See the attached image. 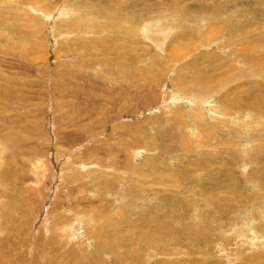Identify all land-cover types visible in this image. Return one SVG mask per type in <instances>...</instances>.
Returning <instances> with one entry per match:
<instances>
[{"label": "rangeland", "instance_id": "374dc122", "mask_svg": "<svg viewBox=\"0 0 264 264\" xmlns=\"http://www.w3.org/2000/svg\"><path fill=\"white\" fill-rule=\"evenodd\" d=\"M11 1L12 0H0V44L2 45L7 42L6 40H9L10 33L13 35L14 41L17 43H15L16 45L14 46L15 51L12 55V61L9 62L7 60L5 62H0V264H127L132 261L128 251L123 249H119L122 251L121 253L118 249H116V253L115 251L113 253L110 252L109 249L107 251V245L105 247L101 239L97 238L98 235H87L84 227L88 224L81 223L83 227L77 228L76 232H73V234H64L62 232V236L60 235V229L62 231L64 228L63 226H66L64 223L74 222L73 218L75 215L74 212H72L69 199L74 196L81 198L86 194L85 192H87L86 190L89 187L77 188L78 191H74L71 195L68 188L65 190L62 189L64 188V184L74 179L76 174L83 173L80 170V166L76 167L75 163L83 160V162H87L92 159L95 161L98 158L103 157V159L109 161V164H116L114 163V159L117 157L120 158V160L123 158V160H121L122 163H117L115 165L119 168L113 167L111 169L109 168L110 170L107 169V172L105 173L106 175H99V172H93L94 175L88 177L84 182H88L92 179L93 181H90V183H93L92 185L97 187L95 176H98V180L106 179L111 181L113 178L116 179L115 176H119L122 169L125 167H131L130 169H132L134 166L136 168L132 171L133 174L130 170H127L128 173L126 176H137L136 174L147 170V173H155L160 175V177L166 178L162 175L165 174L163 173L164 167L168 166L170 168L168 171L171 172V170H173L175 173H179L186 169L184 172L191 173V177L202 179V184L205 185L209 174L206 175V169L200 171L194 170L193 164L194 162L207 164V157L203 154L197 153V158H195L193 152L196 153L195 151L199 149H197L195 144H187V149L189 147L190 150L182 153V157L179 158V161L174 163L171 158H169L171 154L170 152L165 155V159L158 156L159 152L157 153V149L153 145L157 133H161V130L164 129L168 130L166 132L167 136L165 133L166 138H163L162 141L164 142L166 140L165 142L169 144L168 146L178 147L179 141L177 142L178 138H176V134H180V132L176 129V124L174 122L169 121L168 124L165 123V125L161 122L158 124L156 122L159 118L168 117L165 112L169 111L168 114L170 115V112L182 109L179 106L174 107V105H169L168 108L163 107L164 105H167L169 96L174 94L170 93V91L174 88L173 79L180 74L178 71L184 72L185 70L184 73L186 74L189 72L190 76L197 75L199 77L200 75V77H203V74L199 73L198 75L197 72L191 73L190 70L191 68L198 67L197 65L204 66V64L209 63L216 66L217 64L219 66L230 64L231 69H237L240 67H247L248 70H250L251 67L254 70L263 69L262 65L257 61L254 62V60H252L255 53L253 54L250 49L257 48L258 50H263L262 47H264V41H262L264 40V14H261L262 16L260 14H253V12H258V10L264 6V4H262L264 3V0H251V3L259 2V4L254 8L252 13L249 12L241 15L235 12L232 7L238 5L242 11H250L249 7L245 5L246 0H139L140 5H136V0H40L51 3L61 1L51 14L53 21H46L45 19L37 18L34 19L35 16L33 13L31 14L29 7L27 6V2L30 0ZM18 1L20 3H18ZM75 1H78L79 3L84 2V9L81 8L78 11L70 10V4L75 3ZM142 1H144V4ZM236 1L240 2L235 3ZM93 2H103L105 6H98V8L96 7L93 9L89 8ZM165 2L171 4L166 6ZM216 2H219L220 5L229 6V8L223 12L218 9L210 15L209 9H212V6ZM110 5L113 7H110ZM148 5H152L154 9H152L151 12L155 14L158 13L159 16H163L164 14L167 15V12L171 11L173 14L181 16L186 14L187 16H191L193 12H201L207 17L210 16L209 18H211V20L213 17H217V20L213 21L214 23L211 22L208 25L216 29L229 27V30H232H230L231 34H234L231 36L230 34L227 35L230 37L233 36L231 40L234 43H231L230 40L232 45L230 46L233 48L232 51L235 52L236 49V51H239V54L244 56L247 55L248 59L246 61L244 60L245 62L243 61V63V58H241V61L236 64L233 62V57L230 56V51L227 50L228 48L226 49L225 47L224 49L226 50L221 52L219 49L221 48V45L223 44L222 41H224L225 37H223L222 41H218L219 44L217 41L211 42L209 45H205L204 43L200 44V42H194L193 44V42L187 40L186 37L180 39V35H178L180 33L178 30H173L168 37V42L163 45L164 50L158 51V49L152 45V42L149 43L148 38L144 35H142L143 37H139L140 35H138V39L136 35L132 37V35L130 36L127 34V36L118 31L116 32V30L112 28L114 21L109 20V17L117 15L128 8L136 9L138 12L144 14L143 17L146 16V14H149L150 16L151 12L149 10H144V8L147 9L146 7H148ZM20 6L22 7L21 9ZM170 6L173 7L172 10V7L169 9ZM213 8L216 7L214 6ZM61 10H63V13L58 15V12ZM84 10H88L91 14L85 16ZM24 12L29 17H24L26 16ZM68 12H70V14ZM115 12L117 14H114ZM11 13L12 15H10ZM82 13L84 14V20L82 19L83 21L81 20V23H89L87 21H92L91 23H93L94 20H92V18L96 19V17H99L101 22H105L106 25L108 24L106 28L108 30H114L115 34L109 30L83 36L70 34L67 37H64L65 31L70 28H67V21L70 20L71 15L75 18L79 17L78 19H80ZM123 15H130L132 23H136L138 20V15H132L130 12H124ZM146 18H143L144 22H147V20L150 21V19ZM175 19L176 21H179L178 18ZM175 19L173 18L169 21H174ZM43 21L46 25L43 24ZM57 21H62L60 26H58ZM237 21L239 25H237ZM7 22L10 24H7ZM29 22L32 24L28 27L27 25H30L28 24ZM222 22H225L226 25L223 26L221 24ZM143 24L144 23H141V25ZM234 24H236V26ZM201 27L203 28V26ZM9 28H11V30H9ZM234 28H236L235 32ZM209 32L210 31L206 33L207 38ZM202 33L204 34L205 32ZM245 36L248 37L245 38ZM253 36H260L263 37V39L259 40L260 38L258 39V37L254 39ZM33 37L34 40L32 39ZM75 37L78 42L74 39ZM150 37H154L155 40L160 38L157 34H151ZM122 38H130L129 40L141 49L143 56L142 60L136 64V69L140 71V69L144 68V64L147 66L149 65L152 69H155V74L152 76L153 80L150 79L144 81L143 73L142 79L139 81V83H143L142 88L138 90L135 95L124 93L126 87L124 89H121L120 87L122 93L109 94L104 92L105 94H102L99 87L100 84L97 82L102 79L100 76L104 75V79L110 81L111 77H109V74L118 69L120 64H117L118 61H110L108 62V66L100 64L105 66L104 71L106 75L103 74V67L98 66L97 69H100L101 72L100 75L95 76L92 75L93 71H95L94 67L87 68L83 66L79 62V57L86 53L90 54L88 56H93L94 53H98L97 51H99L98 49L100 48L107 49L111 53L113 51H119L120 49L121 52H123V54L117 56L120 60L126 56H133V51H128L126 47L124 48L122 46ZM84 40H88V42ZM89 40L92 42L90 43ZM241 41L243 43H241ZM259 43L263 44L260 45ZM231 47L229 49H231ZM125 50H127L126 53L124 52ZM176 55H178V60L174 58ZM105 56L106 55L98 54L94 60ZM23 57L26 58L24 59ZM173 60L176 62L172 67L174 63ZM78 71L80 72L78 73ZM81 73H83V75ZM212 74H214V72H212ZM258 74H260V72ZM80 76L82 78H80ZM222 80V78L219 80L220 83ZM262 80H264L263 75H252L250 77L241 78L240 80L230 81L229 85L224 87V93L227 92L226 90H229L228 102H230V104H234V101L238 102V97L237 99H234V97L240 92L242 93L249 83L253 84L254 82H258L263 86H253L252 90H263L262 93L264 95V82H261ZM193 98L196 100L195 97ZM216 99L218 101H214L212 104H219L218 97ZM255 99L257 100V110L261 109L260 113L255 112L250 119L249 117H244L242 114L241 119L237 121L236 124L234 120H231L229 124H226L224 119H222L225 122H223V125L221 122L217 123L218 129L222 131V133L224 132L222 137L224 145L219 144L218 149H225L213 151L216 154L223 155L224 159L217 164L213 163L212 168L214 167V171H212V175L214 173V175L218 174L220 166L222 173H225V169H228L226 160H228L229 157L226 149H234L236 147L238 149L243 148L242 144L245 143L244 138L241 137L239 139L240 144L235 146L237 143L232 141L234 137L244 136L247 135L246 133H251L252 139H254V142L251 143L253 144L252 147L258 148L260 152L264 151V98L256 97ZM177 104H179V102L176 103V105ZM189 106L190 104L188 105L185 103V107H182L187 109ZM206 108H208L207 104ZM206 108L204 107V110ZM249 109L251 108H248V110ZM248 110L246 111L247 114H251L250 110L249 112ZM160 127L162 128L159 129ZM167 127H169V129H167ZM171 134L174 136L172 138L175 139L171 138ZM161 136L164 135L162 134ZM180 137L182 138V134L181 136L179 135V138ZM119 141L126 144L127 148H135L139 145L142 150L136 149V155L127 154L128 149L121 148L118 143ZM137 141L139 142L136 143ZM107 148H110L109 151H111L109 152V155H107ZM118 149H120V151H118ZM207 149L212 151L211 147H207ZM131 150L132 149L129 151L131 152ZM137 150H140V152H137ZM98 152H101L102 155H98ZM113 154H115L116 157ZM124 156H126L127 159L124 158ZM129 157L132 158L128 160ZM124 159L126 160L124 161ZM131 159L134 160L136 165L134 162H131ZM166 159L169 160L167 161ZM166 162H171L173 164L168 165ZM124 163L126 165H124ZM121 164L124 165H122L124 168L119 166ZM151 165H155L156 167L152 168L150 167ZM120 167L122 168L120 169ZM245 170L246 169H243V167L236 169V176L238 178H235L234 182L239 188L248 190V188L251 187V184L248 181L250 176L249 174L244 173ZM57 172L62 173L58 174ZM222 173L220 177L224 178V174ZM146 175H144L146 178L140 177L137 180L138 182L134 183L137 190H141L147 194H155L158 197L163 195L165 191L169 190L168 194L178 195L175 197L177 201H179L183 195V193L177 190L175 182L172 183V181L167 179L168 182L166 185L161 182L162 180H159L158 183L154 185L153 181H150V177L148 178V174ZM176 175L186 178L190 177L184 176L183 174ZM59 176L61 177L59 178ZM57 178H59V180ZM168 178L172 177L168 176ZM127 183L130 184V181H124L123 184L127 185ZM111 185L115 186L114 183ZM59 187L63 191L59 190ZM100 188L105 190L106 186L100 185ZM195 188L198 189V185ZM121 190L122 189H118L119 192ZM255 190L257 192L259 191L258 193L261 194L260 189L256 188ZM75 192L78 193L75 194ZM218 195L220 196L221 193H218ZM222 196L227 195H221V197ZM94 197L93 204H88L90 202L83 200V204L78 206L80 210H84V214H82L83 216L80 217L81 220H86L88 216L93 215L92 223H102L107 216H113L112 214L116 211L118 203L113 199L114 197L106 196V198H104L101 196L100 201V197ZM197 197L194 196L192 198ZM212 198L215 199L216 197ZM255 201L260 202L256 199ZM203 203L204 199L200 197L199 200H197V204L200 206L199 209L204 207ZM67 204H69V206ZM254 204L255 203L252 205L253 211L259 207L258 205L256 207ZM101 207H103L106 212H101ZM216 207L208 208V211H210L209 214L213 213L215 218L217 217L215 211ZM243 207L240 206L241 215H245L246 212L249 211L248 206H245L246 208ZM258 209L260 211L256 210L255 214H261V212H263L261 207ZM95 215L102 216L100 219H95ZM209 216L213 217V215ZM53 221H59L60 223H53ZM263 221L264 214L255 216L254 219H252L251 225L261 227L260 225ZM248 226L250 227V224H247L244 227L241 224L240 226H234V229L228 230V228L231 227H221L216 229L217 226L210 223L209 226H207L208 240L206 241L207 244L205 243L204 248H199L197 245H194V247L191 248V253H186L187 251H185V249L183 250L181 247L176 246L178 249L173 250V255L171 252L168 253V250L166 249L167 247L170 249V245L166 246L163 250H156L155 254H149L148 257L146 254L141 255V261L146 256L147 258L145 259H150L149 262L151 264H154L153 261L155 259L163 260L164 264H242L247 261H244L245 259L233 260L234 257L236 258L239 256V252L242 251L240 249L243 248L247 250L250 247V252H253L255 256L264 253V248L258 246V248H255V244L252 245V242L256 240L255 237L254 239H248V242L244 241L247 237L245 234ZM53 228H55V230H53ZM216 231H219L223 237L231 239L230 243L224 246L222 245L223 243L217 242L216 237L220 234L216 233ZM238 232H240L239 237L237 236ZM103 233L106 234L107 232L105 231ZM248 234L250 235L249 238H253L252 232H248ZM109 235L111 234H106V236ZM86 236L90 237L88 238ZM194 238H192V240H194ZM260 238L264 241V237ZM107 243L112 247L111 244L113 243L111 240L107 241ZM245 244L246 246H244ZM96 247L100 249H97ZM113 248H115L114 244ZM81 249L83 250L80 252ZM84 249L87 251H84ZM124 254L126 255L127 263L125 262L126 258L123 257ZM228 254L230 256H228ZM245 254L247 255V252ZM78 255L79 257H77ZM133 256H135V254ZM244 256L245 255L242 257ZM146 261L147 264H150L148 260ZM137 264H141V262Z\"/></svg>", "mask_w": 264, "mask_h": 264}, {"label": "bare ground", "instance_id": "6f19581e", "mask_svg": "<svg viewBox=\"0 0 264 264\" xmlns=\"http://www.w3.org/2000/svg\"><path fill=\"white\" fill-rule=\"evenodd\" d=\"M13 1H17V0H12L11 2H13ZM143 2L144 1H142V3ZM238 2H240V1H236L235 3H238ZM3 3H5V2H3ZM18 3H20V2L18 1ZM60 3H61V1L60 2L55 1V2L51 3V2L40 1V0H30L29 2H27V6L29 7L31 14L33 13V15L35 16L34 19L37 18V19H45L46 21H53V18H51V14L54 11L55 7L57 5H59ZM109 3H111V2H109ZM129 3H131V2H129ZM135 3H136V5H140L139 0H136ZM120 4H121V2H120ZM168 4H169V2H165L166 6H168ZM258 4H259V2L251 3V0L250 1L246 0L245 5L247 7H249L250 11H245V10L242 11V9H240V6H238V5H236L234 7L231 6V7L234 9L235 12H237L238 14L241 15V14H246L249 12L252 13L254 11V8ZM262 4H264V3H262ZM83 6H84V2L79 3L78 1L77 2L75 1V3L70 4L69 9L74 10V11H78L81 8H83ZM98 6H105V4L103 2H100V3H94L93 2L89 8H92V9L96 8V7L98 8ZM111 6L112 5H110V7ZM214 6L216 8H213ZM171 7L172 6H170L169 9ZM21 8L22 7L20 6V9ZM104 8H107V7H104ZM146 8L147 9L144 8V10H149L150 12L152 11V9H154L152 5H148V7H146ZM163 8H164V5H163ZM227 8H229V6L220 5L219 2H216L212 6V9H209L210 10L209 14L211 15L212 13L216 12L218 9L222 10V12L226 11ZM111 9H113V8H111ZM167 9H168V7H167ZM172 9H173V7L171 8V10ZM201 11H203V10H201ZM84 12H85L84 13L85 16L91 14V12H89L88 10H84ZM124 12H127V13L130 12L132 15H138L137 22L132 23L131 22V16L130 15H127V16L123 15ZM62 13H63V10L59 11L58 15H61ZM68 13L70 14V12H68ZM101 13H102V11H101ZM111 13H113V12H111ZM145 13H147V12H145ZM73 14H76V13H73ZM84 14L82 13V16L80 19H78L79 17L75 18L73 15H71L70 20L67 21V28H69V27L70 28L65 31L64 37L65 36L67 37L70 34H72V35L76 34V35H82L83 36V35H90L93 33H99L101 31H109L110 30V29L108 30L106 28V26L108 24L106 25L105 22L104 23L101 22L99 17H96V19L92 18V20H94L93 23H91L92 21H87L90 24L86 23V22L81 23L80 21L82 19L84 20ZM114 14H117V13L115 12ZM253 14H256V15L262 14L263 15L264 14V6H262V8L260 10H258V12H253ZM10 15H12V13ZM25 15H26V13H25ZM143 15L144 14L138 12L134 8H128L127 10L125 9V11L123 10V12L118 13L117 15H113V16L109 17L108 19L111 21H114L112 28H114L116 30V32L118 31V32L123 33L125 35L129 34L130 36L132 35V37L135 35L137 37H138V35H140L139 37L144 35L146 38H148L149 43L152 42V45L155 46V48L158 49V51L164 50L163 45H164V43L168 42V39H169L168 37L171 35L172 31L178 30V32L180 33V34H178V35H180L179 36L180 39L186 37V39L192 41L193 44H194V42H200V44L204 43L205 45H209V44H211V42H214V41H217V43H218L219 40L222 41L223 37H225L224 41H222L223 44L221 45V48L219 49L221 52H224L228 48L227 50L230 51L229 52L230 56L233 57L232 58L233 62L236 64H238V62L241 61V58H243L242 62L244 60L246 61L248 59L247 55L244 56V55L239 54V51H236V49H235V52L232 51L233 48L231 47L232 46L231 43H234V42L231 40V38L233 36L232 37H230V36L234 35V34H231V32H230L231 29L229 30V27H222V28L216 29V28H213L212 26L208 25L211 22L217 20V17H213L211 20V18H209L210 16L207 17L204 14H202L201 12H199V13L193 12V14L191 16H187V14L181 16V15H175L171 11L167 12V15L164 14L163 15L164 17H163L162 15L159 16L158 13L155 14V13L151 12L150 16H149V14H146V16H144L145 18L147 17L148 19H150V21L147 20V22H144L143 21V18H144ZM20 16H22V15H20ZM24 17H29V16L26 15ZM122 17H124V18H122ZM173 18L174 19L178 18L179 21H176V19L174 21H169V20H172ZM146 19H144V20H146ZM85 20H86V18H85ZM11 22H12V20H11ZM96 22H98V23H96ZM8 23L9 22H7V24ZM61 23H62V21H59L58 26H60ZM141 23H144V24L141 25ZM236 23H237V25H239L238 21ZM28 24H30V22ZM31 24L27 25V26L29 27V26H31ZM43 24H45L44 21H43ZM221 24L223 26L226 25L225 22H222ZM234 25L236 26V24H234ZM42 26H44V25H42ZM201 26H203V28ZM235 29L236 28H234V32H235ZM9 30H11V28H9ZM110 31L115 34L114 30H110ZM208 31H210V32H209L208 38H207L206 33ZM202 32H205V33L203 34ZM151 34H157L160 36V38L155 40L154 37L153 38L150 37ZM174 34H175V32H174ZM229 34H230V36H227ZM211 35H213V36H211ZM9 36H10L9 40H6L7 41L6 43H4L2 45L0 44V47H1L0 48V62H5L7 60L9 62L12 61V55L14 54V51H15L14 46L17 43L14 41L13 35H11V33ZM17 36H18V34H17ZM219 36H220V38H219ZM260 36L259 37L256 36V37H258V39L260 38L259 40H262L263 37H260ZM139 37H138V39H139ZM229 37H230V39H229ZM246 37H248V36H245V38ZM253 37H254V39L256 38L255 36H253ZM22 38H23V36H22ZM32 39L34 40V37ZM74 39L76 40L77 38L75 37ZM129 39L122 38L121 42H123L122 46L124 48L126 47L128 51H133V53H134L133 56H126L120 60L117 57L118 55L123 54V52H121L120 49H119V51H113L111 53L107 49L96 48L99 50V51H97L98 52L97 54L94 53L93 56L92 55L88 56L90 54L86 53L85 55H81L79 57V59H80L79 62L83 66H85L87 68L94 67L95 71H93L92 75H95V76L100 75V72H101L100 69H97L98 66L103 67V70H102L103 74L106 75L104 68H105V66L109 65L108 62L118 61L117 64H120L118 69L112 71L109 74V77H111L110 81L109 80L106 81V79H104L105 78L104 75L100 76V78H102V79H100V81L98 80L97 82L100 84L99 87H100V90L102 91V94H105L104 92H107L109 94L122 93L121 89H124L126 87V90L124 91V93L135 95L136 92L142 88L143 83H139V81L142 79L143 73H144V77H143L144 81L150 80V79L153 80L152 76L155 74V69H152V67H150L149 65L147 66L146 64H144V68L140 69V71L136 69V64L142 60L143 55H142L141 49L139 47H137V45ZM166 39H167V41H166ZM230 40H231V43H230ZM84 41L88 42V40H84ZM262 41H264V40H262ZM89 42H90V40H89ZM138 42H140V41H138ZM241 43H243V42L241 41ZM263 43H261V44H263ZM105 45H106V43H105ZM225 47H226V49H224ZM230 47H231V49H229ZM119 48H120V46H119ZM218 48H219V46H218ZM262 48H263V50H260V49L258 50L257 48H251L250 49L253 54L255 53L253 57L251 56L252 60H254V62L257 61L260 65H262V67H263L262 70H254L252 67L250 70H248L247 67L246 68L240 67L237 69H231L230 64H228L226 66H223V65L219 66L217 64V66H216L214 64L209 63V64H204V66L203 65L202 66L197 65L198 67L191 68V70H190L191 73L197 72L198 75H199V73L203 74V77H200V75H199V77L197 75L190 76V73L188 72L185 74L184 73L185 70H184V72L178 71L180 74H178L179 76L176 77L177 80H176V78L173 79L174 88L171 89L170 93H174V94H171L169 96L168 101H167V105H164L163 107L168 108L169 105H174V107L179 106L182 109L170 112L171 113L170 115L168 114L169 111L165 112V114L168 117L167 118H164V117L159 118V120H157L156 123L158 124L159 122H161L163 125H165V123L168 124L169 121L174 122L176 124V129L178 130V132H180V134H176L177 135L176 138H178L177 142L179 141L178 142L179 146L178 147L168 146L169 144L165 142L166 140L164 142L162 141L163 138H166L165 133L168 131L165 129L161 130V133H157L156 138H154L153 145L157 149V153L159 152V154H160V155L158 154V156H160L162 159H165V155L168 152H170L171 154H170L169 158H171L172 162L174 163L176 161H179V158L182 157L181 156L182 153H184L186 151L188 152L190 150L189 147L187 149V146H186L187 144H189V143L195 144L197 149L199 148L197 151H195L196 153L193 152V155H195V158H197L196 157L197 153L203 154L207 157V164L208 165L205 163H201V162H197V163L194 162V164H193L194 170L200 171L202 169H206L205 170L206 175L209 174V177L207 178V183H205V185L202 184V179L191 177V175H192L191 173L184 172L186 169H184V171H180L179 173H175L173 170H171V172L168 171L170 169L168 166H165L163 169V173H165V174H163L162 176H165L166 178L160 177V175L155 174L154 172H153L154 174L147 173V170L145 172L136 174L137 176L129 177V175L126 176V174L128 173L127 170H130V172L132 173V171L136 167L134 166L132 169H130L131 167L130 168H128V167L124 168L123 166L126 165L124 163V165L121 164L119 166L123 165L122 167L126 170L122 169L120 175L115 176L116 179L113 178L111 181L106 180V179L98 180V178H97L98 176H95V179L97 182V187H95L92 185L93 183L92 184L90 183V181H93L92 179L89 180L88 182H84V181L86 179H88V177L93 176L94 175L93 172H95V173L99 172L100 173L99 175H101V174L106 175L105 174L107 172L106 170L109 168L111 169L113 167L117 168L118 166H115V165L117 163L118 164L122 163L121 160H123V158L120 160V158H117L115 156V154H113L116 157L115 158L116 160L114 159V163H116V164H109L108 163L109 161L103 159V157H100L98 159L96 158L97 160H95V161H93V159H92V160L87 161V162H83L84 160L77 162V163H75L76 167L80 166V170L83 173L78 174V175L76 174V177L74 179L70 180L68 183L64 184V188H62V189L65 190L66 188H68L71 195H72L73 192L77 190V188L88 187V186L89 187L86 190L87 192L84 191L86 194H84L81 198H78L74 195H73L74 197H72L70 199L68 198L70 200V204H71L70 206L72 208V212H74V215H75V217L73 218L74 222L64 223L66 226H63L64 228L62 229V231L60 229V235L62 236L63 233L64 234H67V233L73 234V232H76L77 228L83 227L82 224H88L86 226L84 225L85 226L84 228L86 229L87 235H90V236H92V234L98 235L97 238L101 239V241L105 245V247L107 245V247H108V248L106 247L107 251H108V249L112 253L114 251L116 253V249H118V250L123 249V250L128 251L129 255L131 256L132 261L127 263L126 262L127 258H126V255L124 254L123 257L126 258V259L125 258L124 259H125V262L127 264H137L140 262H141V264H147L146 260H148V262H149L150 259H145V258H147L149 254H155L156 250H163L166 246H170V245H171L170 249H168V247L166 249L168 250V253L171 252V254H173L174 249H178L176 246L181 247L183 250L185 249V251H187L186 253H191V251H192L191 248H193L194 245H197L199 248H204L205 243L208 240V237H207L208 227L207 226H209L210 223L217 226L216 229H219L221 227H231V228H228V230L234 229V226H236V225L240 226L242 224L244 227L245 225L250 224V227L248 226V228L246 229L245 235L247 237H246V239H244V241L248 242V239H254V237H255L256 240H254V241L252 240L253 241L252 245L255 244V248H258V247L264 248V241L260 238V237H264V221L262 223L259 222V223H261V225H260L261 227H256V226L251 225L252 219H254L255 216H260V215L264 214V181H263V177H264V151L260 152V150L258 148L252 147L253 144H251V143L254 142V139H252L251 133H246L247 135L234 137L232 139L233 142L237 143L235 145V146H237L240 144L239 139L241 137H243L245 140V143L242 144L243 148L238 149L236 147L234 149H231V148L226 149L227 155L229 157V159L226 160V165H228L227 166L228 169H225V173L224 172L222 173V171H221L222 169L220 166L218 169V174L214 175L215 174L214 173L213 174L214 176L212 175V171H214V169H213L214 167L212 168L213 163L217 164L222 159H224L223 155L216 154L213 151L219 150V149H225V148H219L218 149L219 144L224 143V142H222V139H223L222 137L224 135V132L222 133V131H220L218 129L217 123L221 122V124L223 125L224 121L222 119H224L226 124H229L231 120L232 121L234 120V122L236 124V122L241 119L242 114L244 115V117H249V119H250V118H252V115L255 112H257V113L261 112V109L257 110V106H256L257 100L255 98L256 97L264 98V95L262 93L263 90H257V91L252 90L253 89L252 87L253 86L260 87V86H263L262 84H259L258 82H254L253 84L249 83V85L244 88V91H242V93L240 92L239 94H237V96L234 97V99H237V97H238V100H237L238 102L234 101V104L237 103L236 105L230 104V102H228L229 101V98H228V91L229 90H226L227 92L224 93V87L228 86L230 81L240 80L241 78H244V77H250L252 75L253 76L263 75V77H264V47H262ZM183 49H185V48H183ZM127 50H125L124 52L126 53ZM98 54H102V55H106V56L105 57H99L100 59L94 60V59H96ZM15 55H16V53H15ZM87 57H89V58H87ZM177 57H178V55H176L174 58H176V60H178ZM175 62L176 61H174L173 65L171 64L172 67L174 66ZM100 64H104L105 66L100 65ZM117 64H115V65H117ZM23 66H25V65H23ZM229 66H230L231 70L229 69ZM183 67H185V66H183ZM79 72L80 71H78V73ZM175 72H177V71H175ZM212 72H214V74H212ZM259 72H260V74H258ZM158 73H160V72H158ZM81 74L83 75V73H81ZM80 78H82V77L80 76ZM221 78L223 80L220 83L219 80ZM170 80H171V78H170ZM112 81H115V82H112ZM102 82H105V83H102ZM261 82H264V80H262ZM120 87H121V89H120ZM216 96L219 99V104L217 103L216 105H214L212 103H214V101H218L216 99L217 98ZM193 97H195L196 100ZM257 99H259V98H257ZM178 102H179V104L176 105V103H178ZM185 103H187L188 105L190 104V106L187 109L183 108V107H185ZM101 104H99V105H101ZM206 104L208 105V108H206ZM204 107L206 108L205 110H204ZM160 108L163 109L162 107H160ZM248 108H251V109H249L251 114H247L246 111L248 110ZM157 109H159V108H157ZM249 110H248V112H249ZM223 117H226V118H223ZM224 126H225V124H224ZM238 126H237V128H238ZM170 127H172V126H170ZM161 128L162 127H160L159 129H161ZM120 129H122V128H120ZM167 129H169V127H167ZM157 132H158V130H157ZM160 134L161 135L163 134L164 136H161ZM181 134H182V138L181 137L179 138V135L181 136ZM166 136H167V133H166ZM154 137H155V135H154ZM172 137H174V136H172V134H171V138ZM172 139H175V138H172ZM138 142L139 141H137L136 143H138ZM118 143L120 144L121 148H127V145L124 144L123 142L119 141ZM136 143H134V144H136ZM140 147H139V145H137V147H135V148H127L128 149L127 154L136 155L135 150L136 149L142 150V148H140ZM161 147H163V148H161ZM207 147H211L212 151H209L207 149ZM130 149H132L131 152L129 151ZM151 149H152V147H151ZM160 149H161V151H160ZM107 150H108L107 155H109V152H111V151H109L110 148H107ZM111 150H112V148H111ZM118 151H120V149H118ZM144 151H149V150H144ZM137 152H140V150H137ZM98 155H102L101 152H98ZM151 155H153V154H151ZM156 156H157V154H156ZM132 157H129L128 160ZM124 158L127 159L126 156H124ZM126 159H124V161ZM187 159H188V157H187ZM166 160L168 161L169 159H166ZM131 162H134V160L131 159ZM166 163L168 165L173 164L171 162H166ZM135 165H136V163H135ZM260 165L263 167H261ZM258 166H260V167H258ZM122 167H120V169ZM150 167L153 168L156 166L151 165ZM241 167H243V169H246L244 171V173L249 174V176H250V177L248 176L249 177L248 181L251 184V185L249 184L251 187H249L248 190H246L244 188H239L238 185L235 184V182H234V179L238 178L236 176V169L241 168ZM137 168H139V167H137ZM215 172H217V171H215ZM241 172H243V171H241ZM60 173H62V172H60ZM60 173H58V174H60ZM200 173H202V172H200ZM221 173L224 174L223 175L224 178L220 177ZM146 174H148V178L150 177V181L151 182L153 181L154 185L157 184L159 180H162L161 182H163L166 185L168 182L167 179L172 181V183L175 182L177 190L179 192L183 193L182 196L180 195L181 198L179 199V201H177V199L175 198L176 196H178L177 194L176 195L175 194H168L169 190L165 191V193L163 195H160V197H158L155 194H147L145 192H142L141 190H137V187L134 185V183L138 182L137 180L140 177L146 178L144 176ZM172 174H173V176H172ZM176 174H179V175L183 174L184 176H190V177L189 178L180 177ZM225 175H226V177H225ZM237 175H238V172H237ZM168 176H171L173 179L168 178ZM60 177L61 176H59V178ZM59 178H57V179L59 180ZM127 180L130 181V184L127 183V185H124L123 184L124 181L127 182ZM56 182H58V181H56ZM89 183L91 185V188H90ZM112 183H114L115 186H112L111 185ZM100 185H105L106 189L105 190L101 189ZM173 185H175V184H173ZM197 185L199 187L198 189L195 188ZM256 188L260 189L261 194L258 193L259 191L257 192L255 190ZM62 189H60V187H59V190H62ZM118 189H122V190L119 192ZM160 192H162V191H160ZM76 193H78V192H75V194ZM218 193H221V195H227V196L221 197V195L219 196ZM68 195H70V194H68ZM97 196L100 197L99 201L101 200V196H103L104 198H106V196L114 197L113 199L118 203V205H117L116 211L112 214L113 216H111V217L107 216L102 223H97V222L92 223L91 221L93 220L92 219L93 215L88 216V218H87L88 220L87 219L84 220L83 218H82L83 220H81L80 216H83L82 214H84L83 213L84 210H80L78 206L83 204V200L90 202L88 204H93L92 203L94 201L93 197L97 198ZM190 196H192V197L198 196L199 198L200 197L203 198L204 199V203H203L204 207L199 209L200 206L197 204V200H199V198L198 197L192 198ZM212 197H216V198L213 199ZM255 199L260 201V202H256ZM253 203H255L254 205H256V207H257V205L259 206L258 208L261 207V209L263 211V212H261V214H259V213L255 214V211L259 210L258 208L254 209V211L252 210ZM84 204H87V203H84ZM94 204H96V203H94ZM67 205L69 206V204H67ZM240 206H242V207L248 206L249 211L246 212L245 215H241ZM210 207H216L215 208V211L217 213L216 218H215V215L213 213L209 214L210 211H208V208H210ZM100 211L106 212L103 207L100 208ZM91 214H93V213H91ZM209 215H213V217H211ZM85 216H87V215H85ZM101 216L102 215H100V216L95 215V219H100ZM53 223L59 224L60 222L59 221H56V222L53 221ZM54 226H55V224H54ZM66 229H67V231H66ZM53 230H55V228H53ZM105 231L107 232L106 234H111V235L106 236V234L103 233ZM248 232H252L253 238H249L250 235L248 234ZM216 233H219V231H216ZM239 234H240V232H238V234H237L238 237H239ZM86 237H88V236H86ZM192 238H194V240H192ZM109 240L112 241L115 248H113V244H111L112 247H110L108 245L107 241H109ZM216 241L219 243H223L222 245L226 246L228 243H230L231 239H228L227 237H223V235L220 234V235H217ZM98 245H99V243H98ZM244 246H246V244ZM246 248H248V247H246ZM97 249H100V248H97ZM249 249H250V247L247 250L243 249V248L240 249L242 251H244V250H246V251H244V252L240 251L239 256H237L236 258L234 257L233 260H237V259L244 260L245 259L244 261H247V262H243L242 264H263L264 263V253H262V255L255 256L253 254V252H250ZM82 250L83 249H81L80 252ZM84 251H87V250L84 249ZM121 252L122 251H120V253ZM246 252H247V255L245 254ZM83 253H85V252H83ZM89 254H90V252H89ZM105 254H108V253H105ZM134 254H135V256H133ZM143 254H146L147 257L146 256H145V258L143 257L145 260L143 259L141 261V255H143ZM160 254H161V252H160ZM243 255H245V256L242 257ZM228 256H230V255L228 254ZM77 257H79V255ZM129 259H128V261H129ZM153 262H154V264H164V261L161 259L160 260L155 259Z\"/></svg>", "mask_w": 264, "mask_h": 264}]
</instances>
